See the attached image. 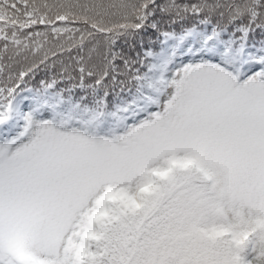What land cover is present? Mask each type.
I'll return each mask as SVG.
<instances>
[{
    "label": "snow or ice",
    "instance_id": "1",
    "mask_svg": "<svg viewBox=\"0 0 264 264\" xmlns=\"http://www.w3.org/2000/svg\"><path fill=\"white\" fill-rule=\"evenodd\" d=\"M0 264H264V0H0Z\"/></svg>",
    "mask_w": 264,
    "mask_h": 264
}]
</instances>
